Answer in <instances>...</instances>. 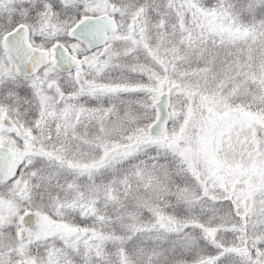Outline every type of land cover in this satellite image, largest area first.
<instances>
[{
  "label": "snow or ice",
  "instance_id": "1",
  "mask_svg": "<svg viewBox=\"0 0 264 264\" xmlns=\"http://www.w3.org/2000/svg\"><path fill=\"white\" fill-rule=\"evenodd\" d=\"M0 264H264V0H0Z\"/></svg>",
  "mask_w": 264,
  "mask_h": 264
}]
</instances>
